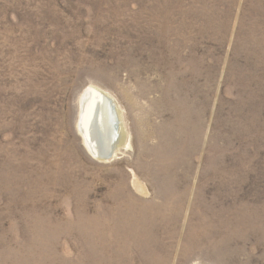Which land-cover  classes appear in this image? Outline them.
<instances>
[{
	"label": "rangeland",
	"instance_id": "rangeland-1",
	"mask_svg": "<svg viewBox=\"0 0 264 264\" xmlns=\"http://www.w3.org/2000/svg\"><path fill=\"white\" fill-rule=\"evenodd\" d=\"M0 264H264V0H0Z\"/></svg>",
	"mask_w": 264,
	"mask_h": 264
},
{
	"label": "bare ground",
	"instance_id": "bare-ground-1",
	"mask_svg": "<svg viewBox=\"0 0 264 264\" xmlns=\"http://www.w3.org/2000/svg\"><path fill=\"white\" fill-rule=\"evenodd\" d=\"M105 97H109L105 92L95 87H88L79 100V119L77 129L81 135L88 153L99 161H106L103 157V149L108 144L106 136V126L111 119L109 108L107 107ZM114 103V102H113ZM115 114L118 119V141L116 148L121 144L124 146V140L120 133V119L117 108ZM95 130L100 131L101 144L95 137ZM120 141V144H119Z\"/></svg>",
	"mask_w": 264,
	"mask_h": 264
},
{
	"label": "water",
	"instance_id": "water-1",
	"mask_svg": "<svg viewBox=\"0 0 264 264\" xmlns=\"http://www.w3.org/2000/svg\"><path fill=\"white\" fill-rule=\"evenodd\" d=\"M105 101H106L107 107L109 108V112L111 115V119H110L109 123L107 124L106 130H105L106 136H107L106 138L108 140V144L105 147V149H103V151H102L103 157L107 161L113 156V154L116 150V144H117L118 137H119V134H118L119 122H118V119H117L116 114H115L116 106L113 103V100L111 98L105 97ZM95 137L98 138L99 143L101 144L102 139H101L100 131L95 130Z\"/></svg>",
	"mask_w": 264,
	"mask_h": 264
}]
</instances>
